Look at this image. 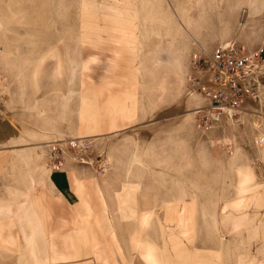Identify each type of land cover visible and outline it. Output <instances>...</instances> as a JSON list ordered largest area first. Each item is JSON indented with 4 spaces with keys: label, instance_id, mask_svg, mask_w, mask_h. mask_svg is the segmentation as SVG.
<instances>
[{
    "label": "rangeland",
    "instance_id": "obj_1",
    "mask_svg": "<svg viewBox=\"0 0 264 264\" xmlns=\"http://www.w3.org/2000/svg\"><path fill=\"white\" fill-rule=\"evenodd\" d=\"M6 1L8 23L1 31V45L7 57H2L3 67L0 68L5 80L0 86V145L34 143L41 147L40 152L35 151V156L45 164L49 145L59 140L54 146L66 147L61 167L72 161L95 165L102 176H114L120 180L135 178L137 208L158 209L148 210L154 214L152 226L146 231L159 241L158 220L164 237L163 252L171 245L167 244V239L170 242L178 240V243L172 242L175 256L182 252L180 249L192 250L197 229L204 237L202 241L212 238L211 220L215 235H219V212L235 214L242 208L241 204L232 205L239 196L235 165L259 166L263 163L257 144L259 138L264 141V87L260 99L246 103L239 115L227 113L220 120L209 123L205 108L209 101L190 83L191 60L194 53L212 52L232 44L250 51L261 49L264 0H218L220 9L215 0H203L206 5L204 18L200 17L201 6L196 0H139V7L154 10L157 19L148 23L144 21L139 26L145 44L139 59L145 69L139 74V83L135 87L139 100L136 115L130 121H118L117 127L113 128L106 121L98 132V139L81 142L75 138L81 73L75 68L74 61L97 55L100 60L87 71V75L89 84L93 81L99 83L103 66L114 55L112 50L108 46L83 45L79 40L85 0ZM10 8L21 9L24 14L12 17ZM189 14L191 18L185 17ZM49 33L69 34L67 38L71 40H43ZM162 36L163 51L157 61L160 54L157 45L162 42ZM55 43L66 44L60 47L62 66L69 79L63 87L65 94L50 91V84L42 80L48 74L37 72L43 68L38 66L39 57ZM120 63V68L125 69L121 73L126 74V69L132 65L131 60L122 59ZM54 65L52 58L44 68L50 69ZM161 77L163 91L158 88ZM124 88L126 86L120 89ZM99 91L111 93V89L106 88H99ZM40 108L46 110L45 115ZM259 123L260 127H257L255 124ZM41 128L46 133L43 141H51L36 144L41 139ZM11 135L15 138L11 139ZM78 144L86 148L82 157L74 151L80 147ZM243 156L249 160L241 161ZM259 157L261 163L255 162ZM98 165H102L101 168ZM29 170L22 161L15 160L10 168L0 171V192L22 187ZM123 186L130 187L131 184ZM260 191L257 196L245 194L242 199V202L249 201L252 207L242 211L246 218H233L229 234L232 240H241V243L235 244V256L226 264H236V257L238 264H264V211L256 214L253 208L255 201H264V186ZM161 209L163 219L158 217ZM240 224L247 229L241 230ZM122 226L123 222H120ZM136 228L137 235L139 230ZM180 240L183 241L179 243ZM152 241L155 247H159L155 240ZM259 246H263V250L256 253ZM214 252V264H223L224 255Z\"/></svg>",
    "mask_w": 264,
    "mask_h": 264
},
{
    "label": "crops",
    "instance_id": "obj_2",
    "mask_svg": "<svg viewBox=\"0 0 264 264\" xmlns=\"http://www.w3.org/2000/svg\"><path fill=\"white\" fill-rule=\"evenodd\" d=\"M138 2L139 0H85L83 3L79 40L83 45L108 46L114 55L103 66L99 83L93 81L94 83L89 84L90 77L87 75V71L100 60L97 55L74 61L75 68L81 73L78 124L75 129V138L80 142L98 139V132L106 121L110 123V128H113L117 127L118 121H130L136 115L139 100L135 87L139 83V74L145 69L144 63L139 59V53L145 45L139 26L144 21L148 23L157 19L154 10H142ZM7 3L6 0H0V68L3 67L2 57H7L1 45V31L8 23L5 15ZM10 9L12 17L24 14L21 9ZM94 9L98 12H94ZM67 35L69 34L49 33L43 40L70 41L71 38H67ZM158 35L161 37L159 33ZM162 43L163 36L162 42L157 45L158 54L163 51ZM62 46L65 47L66 44H53L38 60V66L43 68L37 72L48 74L42 80L49 83L50 91L54 92L63 91L65 83L69 80L62 66ZM259 50L264 58V38ZM52 58L55 65L50 69L44 68L46 62ZM122 59H130L132 62L131 67L126 69V74L121 73L125 70L120 68ZM160 59L161 53L157 61ZM4 82L0 72V86ZM122 86L126 88L120 89ZM99 88L111 89V93H100ZM158 88L163 91V77L159 80ZM40 112L46 114L43 108H40ZM255 125L260 127V123ZM44 134L46 133L42 128L39 129L41 139L36 144L51 141H43ZM14 138L15 136L11 137ZM0 141L2 142V138ZM258 142L261 143L257 144V147L262 154L263 163L255 166L263 174L261 184L264 185V141L259 138ZM34 146V143L0 145V171L10 168L15 160L22 161L25 168H30L24 176L22 187L0 192V264H214V250L224 255L223 264L234 258V246L241 243V240H232L229 232L232 231L233 218H246L242 208L235 214L219 212L220 234L215 235V226L211 220L213 237L202 241L204 237L197 229L192 250L180 249L182 252L175 256L172 252V242L178 243V240L170 242L167 239V244L171 245L163 252L161 246L164 245V237L158 220L156 223L159 241L146 231L152 226L154 214V211L148 210L158 209L137 208L135 178L126 177L120 180L114 176H102L101 171L95 169V165L88 166L72 161L66 162L61 168H55L48 161L43 164L42 160L35 156V151L40 152L41 147ZM240 160L247 162L249 159L243 156ZM255 162L261 163L260 157L259 161ZM101 166L98 165V168ZM258 180L256 185L260 183ZM248 181L249 178H245L244 185H247ZM125 184L131 186L125 187ZM232 205L240 204L232 202ZM192 209L194 212L193 202ZM158 217L163 219V209L158 213ZM120 222H123L122 228ZM136 227L139 230L137 235ZM241 227V230L247 229L245 225ZM262 234L264 239V226ZM152 240H155L159 247H155ZM260 249L263 250V246H259L256 253ZM236 259L238 264V258Z\"/></svg>",
    "mask_w": 264,
    "mask_h": 264
},
{
    "label": "built area",
    "instance_id": "obj_3",
    "mask_svg": "<svg viewBox=\"0 0 264 264\" xmlns=\"http://www.w3.org/2000/svg\"><path fill=\"white\" fill-rule=\"evenodd\" d=\"M263 62L261 50L250 51L236 44L194 53L190 83L209 101L205 107L209 114L207 122L218 121L227 113L237 116L246 103L260 99L264 87ZM56 142L59 140L49 145L48 162L61 168L66 147L58 148L54 146ZM78 147L74 151L82 157L86 148L81 144Z\"/></svg>",
    "mask_w": 264,
    "mask_h": 264
},
{
    "label": "bare ground",
    "instance_id": "obj_4",
    "mask_svg": "<svg viewBox=\"0 0 264 264\" xmlns=\"http://www.w3.org/2000/svg\"><path fill=\"white\" fill-rule=\"evenodd\" d=\"M193 2H195V1H192V3ZM196 2L198 3V5L201 6L200 17L204 18V14L206 15V11H205V8H206L205 6L206 5H204L203 0H196ZM215 2L217 4V8L220 9V4L221 3L218 0H215ZM192 9H193V7H191L190 10H192ZM185 17L191 18V15L189 14V16H185ZM176 50H178V49H176ZM176 54L180 55L178 52ZM0 56H2V55H0ZM176 58H179V56H176ZM179 60H180V58H179ZM258 144H261V143L258 142ZM235 169H236V173H237V176H238V183H237L236 186H237V191L239 193V196L236 199V201H233V202L235 204H241V206L243 208L242 210H244V212H246L252 207H251V204H250L249 201H247V203L245 201L242 202V199L245 198V196H246L245 194H252L254 196L256 193L258 194V193L262 192V191H260V189H262V187L264 186L263 184H261V182L263 181L262 178H261L263 176V174L253 164L252 165H248V166H241V165L237 164V165H235ZM245 178H249V181H248L247 185H244V183H243ZM257 178H260V179L258 180ZM257 180L260 182L259 185L255 184V182ZM256 190L258 192H256ZM253 208H254L255 211H257L256 214H262V212L264 211V201H263V203L260 200L255 201ZM256 218H258V217H256Z\"/></svg>",
    "mask_w": 264,
    "mask_h": 264
}]
</instances>
